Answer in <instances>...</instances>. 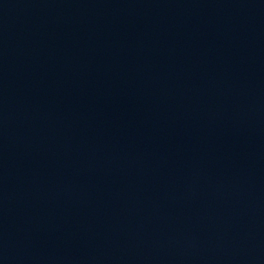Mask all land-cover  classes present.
I'll use <instances>...</instances> for the list:
<instances>
[{
  "label": "water",
  "instance_id": "obj_1",
  "mask_svg": "<svg viewBox=\"0 0 264 264\" xmlns=\"http://www.w3.org/2000/svg\"><path fill=\"white\" fill-rule=\"evenodd\" d=\"M264 201V0H0V248Z\"/></svg>",
  "mask_w": 264,
  "mask_h": 264
}]
</instances>
